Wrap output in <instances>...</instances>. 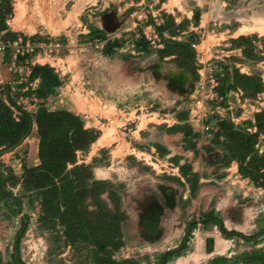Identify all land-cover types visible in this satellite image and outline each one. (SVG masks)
Segmentation results:
<instances>
[{"label":"rangeland","instance_id":"obj_1","mask_svg":"<svg viewBox=\"0 0 264 264\" xmlns=\"http://www.w3.org/2000/svg\"><path fill=\"white\" fill-rule=\"evenodd\" d=\"M15 1L17 0H0V26L5 22L8 24L10 15L4 17L3 11ZM147 2L148 0L143 1L140 10H128L125 20L129 21L124 24L119 38L131 39V33L138 28L140 38L136 41V52L162 48L163 43L170 45L165 51L178 52L175 43L163 38L160 32L162 30H154L158 35L156 45L141 32L145 27L149 33L152 30L148 29L144 20L156 23L162 17V14L153 16ZM135 12L137 15L132 17L131 13ZM140 15L141 19H137ZM167 24L173 29L171 22L168 21ZM89 29L88 25L85 32L80 34H86L91 40L92 33ZM43 33L50 36L48 32ZM16 35L17 33L0 27V38L3 40L12 39ZM101 36L106 37L103 34ZM188 38H191L189 48L194 53L196 67L203 68V74L198 72V75L192 72L193 65L187 68L193 73L191 81L198 82L203 77L209 85L215 84L220 97L211 100L210 105L214 111L205 118V125L209 124L213 129L195 127L187 131L186 125L191 122L181 123L185 131L180 135H171V138H180L173 139V144L179 147L181 153L192 151L196 154L220 147L230 156L244 158L250 154L249 159H243L246 161L242 165L243 171L249 172L256 181L264 182V171L261 170L264 167V151L259 154V147L249 143L256 138H263L261 143L264 141V34L226 41L229 42L228 45L224 43L216 47L219 51L215 54L220 56L212 57L208 63L197 60L196 52L191 47L196 38L193 35ZM116 40L119 41L111 50L121 49L123 43L118 37L114 41ZM65 49L62 47L60 53H68ZM96 49L107 51L106 48L95 47V51ZM0 53L4 60L12 62L9 50ZM69 60L75 63L78 61L73 58ZM26 65L24 61L11 64L12 69L8 70L11 83L4 84L0 95V264H178V260L186 255L193 239L197 241L195 233L212 230L206 222L213 215V210L207 205V197H203L208 194H203L200 190L194 193L192 189L184 197L183 191L174 211L162 208L160 198L147 205L150 201L148 197L159 195L152 180L156 178V169L148 163L151 162L150 159L144 158L151 142L137 138L134 142L136 149H132L134 157L130 158L126 168L128 171L121 167V172L117 171L110 179L105 180L95 177L92 168L93 179L103 182L97 188L88 186L92 188L84 194L83 204L78 209L80 214L64 216L59 209L63 206L62 199L58 195L43 192L35 176H28L29 168L41 163L32 146L33 138H30V149L18 150V145H11L15 139L13 132L17 127L15 121L19 120L20 111L8 99L5 86L9 85V94L13 100L33 113H37L42 106L52 110L67 109L60 101L64 69L56 70L51 65L57 76L53 73L50 75L46 70L33 74L34 65ZM245 75L249 78L246 79ZM190 101L191 99L188 104H184L180 112L183 121L190 119ZM203 138L212 140L204 143ZM242 141L245 143L239 146ZM84 151H78V163L83 162L79 161L78 154L81 156ZM155 151L162 153L166 148L158 144ZM109 157L107 149H101L94 163H107ZM207 162L200 159L198 163L200 167L208 169L210 167ZM157 168L161 173L163 167L157 165ZM182 171L185 172V168L182 167ZM213 171V181H220V168ZM194 182L195 179L190 177L191 188L195 186ZM198 196L199 200H196ZM193 197L195 203L192 201ZM224 213L225 211L222 218L225 217ZM67 217L78 220L76 229L70 230L64 219ZM104 220L109 222L107 229L102 223ZM218 221L220 223L221 220ZM226 230L224 232L222 229L226 235H238L235 252L229 255L206 254L201 264H264V245H256L259 241L264 242V238L255 240L253 235L243 236L236 234L234 230ZM203 243L209 249V241L205 239Z\"/></svg>","mask_w":264,"mask_h":264},{"label":"crops","instance_id":"obj_2","mask_svg":"<svg viewBox=\"0 0 264 264\" xmlns=\"http://www.w3.org/2000/svg\"><path fill=\"white\" fill-rule=\"evenodd\" d=\"M143 1L17 0L12 4L6 29L25 36L48 32L50 36L64 40V51L68 53L39 55L26 66L48 63L56 70L64 69V81L60 86L61 104L80 115L86 127L99 132L90 148L81 152L84 153L81 156L78 154L79 161L93 164L95 177L110 179L117 171L121 172V167L128 171L129 160L135 153L132 149H136L134 142L137 138H144L152 144L145 151L144 158L150 159L151 162L146 161L156 169V178L152 180L154 189L159 193L148 197L150 201L147 205L160 198L162 208L174 211L183 191L184 197L192 189L194 193L200 190L208 194L203 197H207V205L213 210V215L206 222L212 230L195 233L197 241L193 239L186 255L178 260V264H201L206 254L229 255L235 252L238 235L223 233L218 220L236 234L253 235L255 240L264 238V182L256 181L241 168L246 163L241 159H249L250 154L244 158L230 156L220 147L196 154L192 151L181 153L179 147L173 144V139L177 137L171 138V135H180L185 131L181 123L191 122L186 125L187 131L195 127L205 129V121L195 118L190 111V119L183 121L180 117L184 104H188L195 95L198 82L191 81L193 73L181 65L182 54L177 46L180 44L189 48L191 38L188 37L193 35L196 42L192 43L196 46L191 43V47L197 60L208 63L212 57L220 56L215 54L219 51L217 46L228 45L240 37L263 35L264 0H164L160 21L143 22L148 29L162 30L163 38L175 43L178 52L165 51L167 46L170 47L167 43H163L162 48L134 53L119 48L95 51L86 34H80L89 25L91 33L99 34V37L103 34L114 40L117 37L120 39L119 34L129 21L125 20L126 13L132 9L140 10ZM168 21L173 29L168 27ZM191 57H194L193 51ZM71 58L78 61H70ZM11 64L13 62L4 60L0 53V95L4 84L11 83L8 74ZM202 70L197 68L200 74H203ZM37 131L38 125L34 121L31 133L16 149H30V138H33L32 146L38 156ZM211 140L203 138L204 143ZM262 140H250L252 145L259 147V154L264 151ZM158 144L166 151L156 152ZM101 149H107L109 160L107 163H94ZM200 159L208 161L210 168L200 167ZM157 165L163 167L161 173ZM215 168H220V181H213ZM261 170L264 171V167ZM190 177L195 179L193 188ZM192 201H195L194 197ZM224 211L225 217L222 218ZM205 239L210 243L209 249L204 247ZM256 245L262 246L264 242L259 241Z\"/></svg>","mask_w":264,"mask_h":264},{"label":"trees","instance_id":"obj_3","mask_svg":"<svg viewBox=\"0 0 264 264\" xmlns=\"http://www.w3.org/2000/svg\"><path fill=\"white\" fill-rule=\"evenodd\" d=\"M12 8V5H8V8L3 11V16L5 17L7 14H10ZM0 27L6 28V22ZM91 35H96V33H92ZM118 41H109L107 43V51H110ZM177 48L183 56L180 62L181 65L186 68L193 65L192 72L198 75L196 62L191 57L190 48L180 44H178ZM41 70H46L50 75L53 73L57 76L54 73V68L49 64H35L32 67L33 74ZM245 77L246 79L249 78L248 75H245ZM5 86L7 88L6 94L8 99L20 111L19 120L15 121L17 127L13 132V138L15 139L11 145H19L31 133L34 121L38 125L37 132H39V157L41 163L29 168L28 176H35L43 192L58 195L62 199L63 206L61 205L59 209L64 216L68 214H73L74 216L80 214L78 209L83 204L85 192L93 186L97 188V185L103 181L93 179L92 164L78 163L77 153L79 150H88L99 132L94 128L86 127L80 115L67 109L52 110L46 106H42L38 109L37 113H33L13 100L9 94V85L6 84ZM258 127H260L259 124ZM240 139L242 140V138ZM244 143L245 141H242L239 146ZM241 161L243 160L241 159ZM70 165L72 166L70 167ZM241 168L243 169L242 166ZM64 219H66L65 221L68 223L70 230L76 229L75 225L78 220L72 217ZM102 223L107 229L109 222L104 220ZM220 223L224 232H227L222 221Z\"/></svg>","mask_w":264,"mask_h":264},{"label":"built area","instance_id":"obj_4","mask_svg":"<svg viewBox=\"0 0 264 264\" xmlns=\"http://www.w3.org/2000/svg\"><path fill=\"white\" fill-rule=\"evenodd\" d=\"M163 1L164 0H148L147 7L150 9L153 16L157 17L161 14L160 10L162 8ZM136 15L137 12L131 13L132 17H135ZM141 16L142 15L137 16V19H141ZM137 31H139L138 28L131 33V39L120 38V41L123 43V45H121L122 51L131 53L136 52V41H138L140 38V34ZM141 32H143L145 37L150 40L152 44L156 45L158 35L154 32V30H151L149 33L145 27ZM98 35L99 34H96L90 37L93 45L96 48H107V43L112 41V38L110 36L99 37ZM192 46L195 47L196 43H192ZM62 47H64V40L62 38L47 36L45 34L38 36H24L22 34H17L16 37L9 40H3L0 38V51L5 53L7 50H9L12 55L11 58L13 64L19 61H24L27 64H31L37 56L55 55L60 52ZM195 92V95L191 97L190 112L195 118H201L206 121L205 118H207L209 114L214 111L210 105V102L214 98L220 97L219 92L215 88V84L209 85L203 77L200 79V81H198ZM216 109H218V107ZM204 128L205 130L211 128L213 129V127H211L209 124H206Z\"/></svg>","mask_w":264,"mask_h":264},{"label":"bare ground","instance_id":"obj_5","mask_svg":"<svg viewBox=\"0 0 264 264\" xmlns=\"http://www.w3.org/2000/svg\"><path fill=\"white\" fill-rule=\"evenodd\" d=\"M243 27V26H242ZM241 29V28H240ZM263 30V29H262Z\"/></svg>","mask_w":264,"mask_h":264},{"label":"water","instance_id":"obj_6","mask_svg":"<svg viewBox=\"0 0 264 264\" xmlns=\"http://www.w3.org/2000/svg\"><path fill=\"white\" fill-rule=\"evenodd\" d=\"M100 35H102V34H100Z\"/></svg>","mask_w":264,"mask_h":264}]
</instances>
